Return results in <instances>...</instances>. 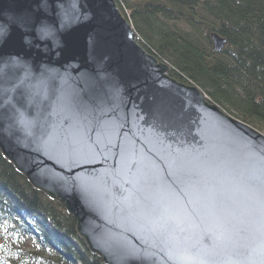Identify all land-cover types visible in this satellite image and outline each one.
<instances>
[{
    "label": "water",
    "instance_id": "95a60500",
    "mask_svg": "<svg viewBox=\"0 0 264 264\" xmlns=\"http://www.w3.org/2000/svg\"><path fill=\"white\" fill-rule=\"evenodd\" d=\"M167 72L116 0H0V152L104 264H264V135Z\"/></svg>",
    "mask_w": 264,
    "mask_h": 264
},
{
    "label": "trees",
    "instance_id": "16d2710c",
    "mask_svg": "<svg viewBox=\"0 0 264 264\" xmlns=\"http://www.w3.org/2000/svg\"><path fill=\"white\" fill-rule=\"evenodd\" d=\"M139 43L226 113L264 132V0H117ZM227 41L215 51L212 36ZM32 248V249H31ZM0 264H104L58 203L0 152Z\"/></svg>",
    "mask_w": 264,
    "mask_h": 264
},
{
    "label": "bare ground",
    "instance_id": "6f19581e",
    "mask_svg": "<svg viewBox=\"0 0 264 264\" xmlns=\"http://www.w3.org/2000/svg\"><path fill=\"white\" fill-rule=\"evenodd\" d=\"M117 1V0H116ZM137 43L145 50V48L139 43V41H138V36H137ZM146 51V53L147 54H149V55H151V56H154L155 58H157L155 55H153V54H151L150 52H148L147 50H145ZM158 59V58H157ZM159 60V59H158ZM160 62H163V61H161V60H159ZM163 63H165V62H163ZM166 64V63H165ZM168 65V64H167ZM16 66L17 67H20L21 66V64H19V63H17L16 64ZM169 66V65H168ZM170 66H169V72H167V75H169V77H171L170 76ZM172 79H175V78H173V77H171ZM178 83H180V84H184V85H192V86H196V85H194V84H188V83H184V82H180L179 80H177V79H175ZM197 87V86H196ZM200 91H201V89H199Z\"/></svg>",
    "mask_w": 264,
    "mask_h": 264
},
{
    "label": "rangeland",
    "instance_id": "374dc122",
    "mask_svg": "<svg viewBox=\"0 0 264 264\" xmlns=\"http://www.w3.org/2000/svg\"><path fill=\"white\" fill-rule=\"evenodd\" d=\"M124 15V14H123ZM125 16V15H124ZM126 17V16H125ZM127 18V17H126ZM128 19V18H127ZM129 20V19H128ZM130 21V20H129ZM228 114V113H227ZM230 115V114H229ZM232 116V115H231ZM234 117V116H233ZM236 118V117H235ZM237 119V118H236ZM254 128V127H253ZM255 129V128H254ZM257 130V129H256ZM258 132H260L261 134L264 135V132L260 131V130H257ZM32 249V248H31Z\"/></svg>",
    "mask_w": 264,
    "mask_h": 264
}]
</instances>
